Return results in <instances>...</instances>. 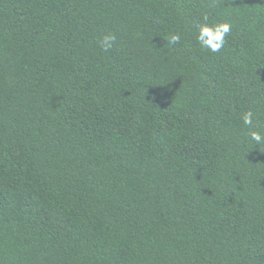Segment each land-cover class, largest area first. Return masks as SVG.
Returning a JSON list of instances; mask_svg holds the SVG:
<instances>
[{
	"label": "trees",
	"instance_id": "1",
	"mask_svg": "<svg viewBox=\"0 0 264 264\" xmlns=\"http://www.w3.org/2000/svg\"><path fill=\"white\" fill-rule=\"evenodd\" d=\"M248 108L264 0H0V264H264Z\"/></svg>",
	"mask_w": 264,
	"mask_h": 264
},
{
	"label": "clouds",
	"instance_id": "2",
	"mask_svg": "<svg viewBox=\"0 0 264 264\" xmlns=\"http://www.w3.org/2000/svg\"><path fill=\"white\" fill-rule=\"evenodd\" d=\"M195 40L198 46L210 53H219L224 48L227 38L232 33V23L228 20L216 21L207 13L201 15L198 22L194 24ZM166 45L174 46L181 42L182 36L178 32H171L166 37ZM116 34L107 32L100 37L99 44L103 52L109 53L116 44ZM242 125L248 129L246 138L250 141L249 148L264 145V132L260 131L259 116L253 109L248 108L240 114Z\"/></svg>",
	"mask_w": 264,
	"mask_h": 264
}]
</instances>
